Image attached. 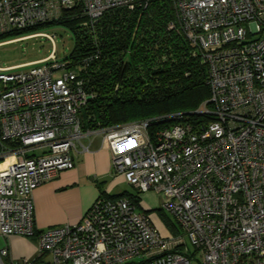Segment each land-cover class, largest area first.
I'll list each match as a JSON object with an SVG mask.
<instances>
[{
    "label": "built area",
    "instance_id": "2783aa9c",
    "mask_svg": "<svg viewBox=\"0 0 264 264\" xmlns=\"http://www.w3.org/2000/svg\"><path fill=\"white\" fill-rule=\"evenodd\" d=\"M150 1L0 0V37L73 9L94 27L111 10ZM172 2L208 73L210 98L191 119L178 113L160 129L161 119H148L84 130L92 95L70 61L54 52L0 67V264H264V0ZM91 136L138 195L162 196L177 235L163 236L129 197L106 196L76 224L36 229L34 192L73 170L74 150ZM13 236L36 238V255L13 258Z\"/></svg>",
    "mask_w": 264,
    "mask_h": 264
},
{
    "label": "trees",
    "instance_id": "16d2710c",
    "mask_svg": "<svg viewBox=\"0 0 264 264\" xmlns=\"http://www.w3.org/2000/svg\"><path fill=\"white\" fill-rule=\"evenodd\" d=\"M86 22L79 9H73L49 24L66 25L74 33V49L65 60L79 69L92 95L81 113L84 130L148 119H161L154 122L160 129L176 123L169 116L178 113L185 115L183 120L191 119L209 100L207 70L177 25L172 0L111 10L94 27H86ZM36 29L12 32L0 40ZM86 60L88 67L80 69ZM106 197H129L138 203L131 194Z\"/></svg>",
    "mask_w": 264,
    "mask_h": 264
},
{
    "label": "crops",
    "instance_id": "0c3cea01",
    "mask_svg": "<svg viewBox=\"0 0 264 264\" xmlns=\"http://www.w3.org/2000/svg\"><path fill=\"white\" fill-rule=\"evenodd\" d=\"M73 156L76 162L73 170L61 173L34 192L35 225L39 232L80 222L98 197L103 195H136L138 210L146 213L162 211V196L153 191L138 195L121 175L114 173L112 154L110 150L102 148L100 136L83 137ZM122 182L128 184L131 190H119ZM158 223L159 228L156 223L154 224L163 233H168V229H174L171 226H164L159 219ZM8 244L11 256L15 259L32 258L37 253L36 238L13 236Z\"/></svg>",
    "mask_w": 264,
    "mask_h": 264
},
{
    "label": "rangeland",
    "instance_id": "374dc122",
    "mask_svg": "<svg viewBox=\"0 0 264 264\" xmlns=\"http://www.w3.org/2000/svg\"><path fill=\"white\" fill-rule=\"evenodd\" d=\"M62 17H60L61 19ZM46 23L38 26L39 29L27 31L19 35H14L10 40H0L5 42L0 46V67L4 69L14 68L21 65L35 63L49 58L52 53H56L58 60L63 61L72 53L74 49V33L71 28L63 24ZM49 25V26H48ZM22 31V30H21ZM38 34L51 35L55 37L54 43L45 36H35ZM34 36V37H31ZM24 37L26 39L18 40ZM23 70H29L28 68ZM63 74L60 73L59 76ZM102 148H104L102 146ZM119 190L130 191L131 187L124 182L121 183ZM148 215L156 223L157 227L159 222L164 226L174 227L173 230L168 229V233H163V236H172L179 233V228L176 226L172 216L165 211H150ZM156 216V217H155ZM157 218V219H156ZM159 228V227H158ZM4 240H0V248L5 247ZM10 245V244H9Z\"/></svg>",
    "mask_w": 264,
    "mask_h": 264
}]
</instances>
